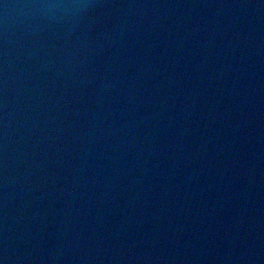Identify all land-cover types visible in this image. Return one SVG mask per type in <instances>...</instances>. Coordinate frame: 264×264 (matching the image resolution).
<instances>
[{
    "label": "water",
    "instance_id": "95a60500",
    "mask_svg": "<svg viewBox=\"0 0 264 264\" xmlns=\"http://www.w3.org/2000/svg\"><path fill=\"white\" fill-rule=\"evenodd\" d=\"M0 264H264V0H0Z\"/></svg>",
    "mask_w": 264,
    "mask_h": 264
}]
</instances>
